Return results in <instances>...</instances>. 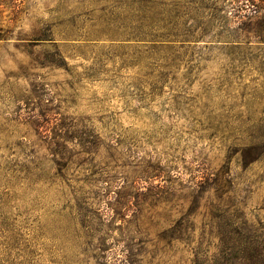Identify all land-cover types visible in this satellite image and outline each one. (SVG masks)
Instances as JSON below:
<instances>
[{"label":"rangeland","instance_id":"1","mask_svg":"<svg viewBox=\"0 0 264 264\" xmlns=\"http://www.w3.org/2000/svg\"><path fill=\"white\" fill-rule=\"evenodd\" d=\"M137 1L0 0V264H224L232 231L264 249V0H160L144 24L178 10L194 35L164 46L131 38Z\"/></svg>","mask_w":264,"mask_h":264},{"label":"trees","instance_id":"2","mask_svg":"<svg viewBox=\"0 0 264 264\" xmlns=\"http://www.w3.org/2000/svg\"><path fill=\"white\" fill-rule=\"evenodd\" d=\"M160 0H138V10L139 13H143L144 16H142L140 19H138L139 26L131 33V38L137 39V41H141L142 39H152L151 41L154 43H157L159 41L160 45H168L165 43L169 42H179L178 40L180 38H184L182 42H189L188 39H191L194 37V35L190 32L186 31L184 33H180L179 31H176L178 24L177 20L182 19L184 16V13L180 14L178 10H170L169 14L170 17H167L166 15H161L158 18V21L150 23V25L144 24L145 21L148 19L147 14H152L156 11V6H164L162 2H159ZM189 5L195 6L197 4V0H186ZM174 9H178L180 4L179 1H177ZM175 4V3H174ZM166 18V19H164ZM176 21V22H175ZM174 22V23H173ZM160 23H164V26H160ZM171 26V28H170ZM170 28V29H169ZM172 40V41H170ZM70 129L67 128L65 125H56L52 128L51 133L49 134L48 138L50 141L49 146L50 149V155L53 157L51 162L57 166L58 171H66L69 168V162L66 159V152H65V142L69 141L68 137V131ZM85 201L77 200V205L73 208L70 207L71 211H76L77 215L75 218H79V225L80 228L84 231V238L89 240L90 243L94 242L95 239L97 240V236L100 237L101 231L94 226V224L91 222H87L86 217L94 216L93 213L89 212L87 208H85L83 203ZM71 215H74V212L71 213ZM217 217V216H216ZM76 220V219H75ZM220 222H218V227L220 226ZM222 223V222H221ZM228 223H232L231 221H228ZM226 223L225 227L231 228V225ZM233 232V231H232ZM232 232H229L228 236L223 237L222 243L224 245L223 252V262L224 264H264V249L259 247L258 243H252L250 242H242L241 244L238 243L236 239H233L230 234ZM170 238L173 240H177L178 238L172 237L170 235ZM99 241V240H98ZM226 241V242H225ZM228 242V243H227ZM100 246L103 245V241L99 243ZM233 245V246H231ZM229 251V252H228ZM230 253V254H228ZM198 259L194 261L195 264H204L205 262L198 263ZM129 262V261H128ZM217 259H214L212 263L208 264H217ZM131 264V263H129Z\"/></svg>","mask_w":264,"mask_h":264}]
</instances>
